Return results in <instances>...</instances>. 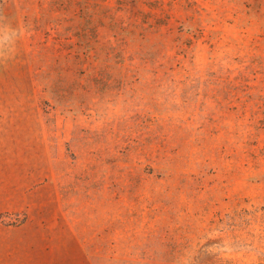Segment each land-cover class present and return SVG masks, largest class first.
Masks as SVG:
<instances>
[{"label": "rangeland", "instance_id": "rangeland-1", "mask_svg": "<svg viewBox=\"0 0 264 264\" xmlns=\"http://www.w3.org/2000/svg\"><path fill=\"white\" fill-rule=\"evenodd\" d=\"M0 40V264H264V0H0Z\"/></svg>", "mask_w": 264, "mask_h": 264}, {"label": "clouds", "instance_id": "clouds-1", "mask_svg": "<svg viewBox=\"0 0 264 264\" xmlns=\"http://www.w3.org/2000/svg\"><path fill=\"white\" fill-rule=\"evenodd\" d=\"M11 31L15 32V31H16V29H11ZM2 43H3V41H2V40H0V45H2Z\"/></svg>", "mask_w": 264, "mask_h": 264}]
</instances>
